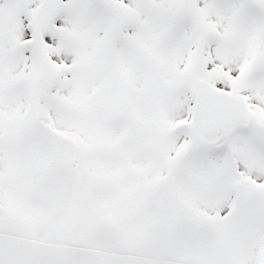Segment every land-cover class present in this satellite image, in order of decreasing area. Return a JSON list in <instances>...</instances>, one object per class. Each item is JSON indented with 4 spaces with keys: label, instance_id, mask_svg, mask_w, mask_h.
I'll list each match as a JSON object with an SVG mask.
<instances>
[{
    "label": "snow or ice",
    "instance_id": "snow-or-ice-1",
    "mask_svg": "<svg viewBox=\"0 0 264 264\" xmlns=\"http://www.w3.org/2000/svg\"><path fill=\"white\" fill-rule=\"evenodd\" d=\"M0 264H264V0H0Z\"/></svg>",
    "mask_w": 264,
    "mask_h": 264
}]
</instances>
